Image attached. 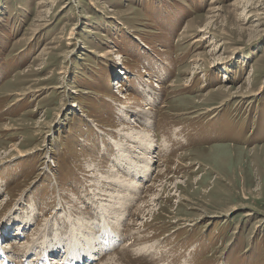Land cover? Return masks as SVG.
Masks as SVG:
<instances>
[{
    "label": "rangeland",
    "instance_id": "1",
    "mask_svg": "<svg viewBox=\"0 0 264 264\" xmlns=\"http://www.w3.org/2000/svg\"><path fill=\"white\" fill-rule=\"evenodd\" d=\"M137 106L145 203L95 264H264V0H0V228L61 256Z\"/></svg>",
    "mask_w": 264,
    "mask_h": 264
},
{
    "label": "bare ground",
    "instance_id": "2",
    "mask_svg": "<svg viewBox=\"0 0 264 264\" xmlns=\"http://www.w3.org/2000/svg\"><path fill=\"white\" fill-rule=\"evenodd\" d=\"M98 56L103 57L104 54L100 52L98 53ZM116 83H118L117 88L121 91L123 89V84L119 83L118 81ZM140 88L142 89L141 91H143L147 96L151 97V95L154 93L149 87L144 88L140 85ZM118 105L123 106L124 104L120 100L118 102ZM140 109L141 108H139V106L135 107L134 109L133 107H130L128 110L126 109L121 113L125 117H128L129 115L130 117L135 116L136 119H140L141 123H135L134 126H132V129L129 128L131 126L126 125V130H116V132L119 133V137H116L113 132L107 133V143H111V145L115 148V155L113 156V160L119 163V165L121 166H119L120 169L118 167L114 169L115 165H113L114 167L111 166L107 172H102L99 169V166L94 163V161L91 164H87V167H92L93 165L91 169L94 171L95 168L97 171L100 170V172H98V175L96 176V183L99 184V187L94 189V191H92L93 189H90V199H93L91 204V206L93 207H91L93 211L92 214L95 215V218L92 221L88 222L82 220L81 218L70 219L72 223L68 224V231L71 234V238L69 242L66 243V246L60 249V251L65 250V256L67 253L70 254V252H73L75 256L84 258L88 254L86 250H91L92 248V252H94L97 248L98 242L100 240L109 239V236H111L112 241L107 242L105 246L107 247L115 242L117 236L119 235V233L116 231V227H119V223L121 221L120 219L124 218V211L126 208H131L134 206V211H132L133 215L135 217H139L137 212L142 209V204L145 203L144 199L140 198L141 196L139 190L142 186L141 180L142 178L145 179L148 176V172L151 169V165L153 164V157H155V155H151L152 145L154 144V136L152 137L151 131L153 114L150 107L142 108V111H139ZM9 146L13 150H16L17 156L15 157L22 158L24 156H27V152L19 150L15 144ZM166 149L167 148L164 146L162 151H167ZM112 154L113 153H111L110 155L112 156ZM164 156H166V154ZM10 157L14 156L12 155ZM166 159L168 160L169 157H166ZM0 163L3 162L1 161ZM47 168L49 169V166ZM158 172L161 171L158 170ZM138 176L140 178H138ZM147 186L148 188L151 187L152 183ZM105 189L107 190V192L105 191ZM136 196L137 199L134 200L133 198H135ZM138 201L140 202L138 203ZM24 216L25 219L28 216V213L26 212ZM53 224L56 225L54 222ZM96 228H99V231H97ZM3 234L4 233H2V235ZM17 238L18 236L11 238V241H13V243L9 241V243H7L6 245L16 246V244L18 245L20 243H25L24 241H21V239H18V241H16L15 239ZM34 243H32V245ZM20 246L22 247V245ZM36 246L38 245L36 244ZM149 247L151 246L148 245L144 246L143 248L149 249ZM39 251L42 254H49L51 252V248L47 247L43 250L39 249ZM56 251L58 259L60 257L59 250L57 249ZM62 259L63 257L57 260V264H59ZM27 260H29L28 263L30 262V264H37V261L33 263L31 258ZM111 260H106V262L103 264H111Z\"/></svg>",
    "mask_w": 264,
    "mask_h": 264
}]
</instances>
